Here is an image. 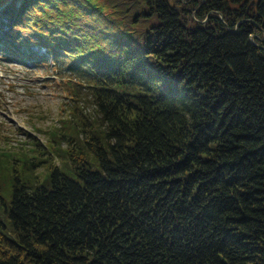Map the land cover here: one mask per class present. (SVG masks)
Masks as SVG:
<instances>
[{
	"label": "trees",
	"instance_id": "trees-1",
	"mask_svg": "<svg viewBox=\"0 0 264 264\" xmlns=\"http://www.w3.org/2000/svg\"><path fill=\"white\" fill-rule=\"evenodd\" d=\"M0 51L74 81L0 145V264H264V0H0Z\"/></svg>",
	"mask_w": 264,
	"mask_h": 264
},
{
	"label": "rangeland",
	"instance_id": "rangeland-1",
	"mask_svg": "<svg viewBox=\"0 0 264 264\" xmlns=\"http://www.w3.org/2000/svg\"><path fill=\"white\" fill-rule=\"evenodd\" d=\"M48 64L11 58L0 51V145L18 148L28 139L45 149L46 129L69 114L71 99L67 63L51 57ZM87 109H90L89 107ZM34 144L27 143L26 147ZM58 161V159H56Z\"/></svg>",
	"mask_w": 264,
	"mask_h": 264
}]
</instances>
